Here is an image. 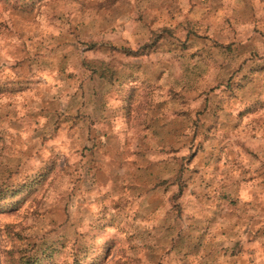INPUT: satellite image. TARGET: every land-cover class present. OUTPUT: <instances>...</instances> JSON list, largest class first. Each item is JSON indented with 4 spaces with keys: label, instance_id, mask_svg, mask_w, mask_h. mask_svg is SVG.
I'll return each mask as SVG.
<instances>
[{
    "label": "rangeland",
    "instance_id": "1",
    "mask_svg": "<svg viewBox=\"0 0 264 264\" xmlns=\"http://www.w3.org/2000/svg\"><path fill=\"white\" fill-rule=\"evenodd\" d=\"M0 264H264V0H0Z\"/></svg>",
    "mask_w": 264,
    "mask_h": 264
}]
</instances>
